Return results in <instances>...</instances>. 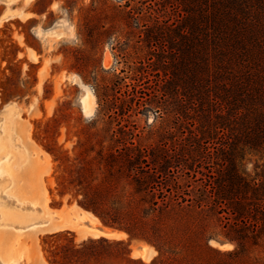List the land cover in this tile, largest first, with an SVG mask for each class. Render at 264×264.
Wrapping results in <instances>:
<instances>
[{
    "label": "rangeland",
    "instance_id": "obj_1",
    "mask_svg": "<svg viewBox=\"0 0 264 264\" xmlns=\"http://www.w3.org/2000/svg\"><path fill=\"white\" fill-rule=\"evenodd\" d=\"M181 1L0 0V181L12 193L0 209V264H129L124 244L45 228L76 206L89 225L131 228L128 239L155 250L145 264H264V223L219 211L216 188L205 189L228 164V136L200 131L177 86ZM201 138L218 141L209 155ZM130 142L146 163L122 149ZM238 165L254 178L264 155L242 152ZM169 166L174 174L159 172Z\"/></svg>",
    "mask_w": 264,
    "mask_h": 264
},
{
    "label": "trees",
    "instance_id": "obj_2",
    "mask_svg": "<svg viewBox=\"0 0 264 264\" xmlns=\"http://www.w3.org/2000/svg\"><path fill=\"white\" fill-rule=\"evenodd\" d=\"M181 5L186 17L177 86L181 95L196 106L203 128L200 131L206 133L210 128L228 136L226 146L221 143L219 147L225 149L223 155L228 164L221 165L220 175L215 178L217 186L207 181L205 189L216 188L219 211L224 210L223 204L228 205L239 221L252 218L257 224L264 223V180L260 179L264 178V169L250 179L238 165L242 152L264 155V0H182ZM216 141L201 138L198 145L209 155L211 145L218 144ZM122 149L139 154L142 164L150 158L146 149L133 142ZM174 159L175 170L187 171L188 164L182 162L185 159ZM171 168L159 172L174 174ZM104 224L128 234L133 232L131 228ZM118 243L124 244V261L145 264L129 257L130 242Z\"/></svg>",
    "mask_w": 264,
    "mask_h": 264
},
{
    "label": "crops",
    "instance_id": "obj_3",
    "mask_svg": "<svg viewBox=\"0 0 264 264\" xmlns=\"http://www.w3.org/2000/svg\"><path fill=\"white\" fill-rule=\"evenodd\" d=\"M80 210L85 211L79 206ZM78 209V210H79ZM74 209L72 207V212H76L75 215H72L71 217L62 219L59 215L58 217L54 218H48L47 222L45 224V228H48L50 231L53 229L55 230H64V229H70L72 226H77L81 229V231L84 234L85 237H93L95 236L96 239L99 240H107L109 242H124V240L127 238L128 235L119 229L113 228L111 226L105 225L104 223H97L95 225H89L85 222H82V215L79 213V211ZM126 242L133 243L130 244V252L129 257L134 261H142L144 263H150L155 259V250L153 247L142 241L137 240H130L128 239ZM108 264H116V263H108Z\"/></svg>",
    "mask_w": 264,
    "mask_h": 264
},
{
    "label": "bare ground",
    "instance_id": "obj_4",
    "mask_svg": "<svg viewBox=\"0 0 264 264\" xmlns=\"http://www.w3.org/2000/svg\"><path fill=\"white\" fill-rule=\"evenodd\" d=\"M108 61H109V58H108V55H106V58H105V63H108ZM76 78V77H75ZM81 105H82V109H83V111H84V113L85 114H87V115H91L92 113H93V111H94V109H95V96H94V94L89 90V89H85V91H84V93H83V95H82V97H81ZM4 135H3V133H2V131H0V154H4V152H6L5 150V141H4ZM18 144V143H17ZM7 148V147H6ZM12 148V147H11ZM5 156H6V154H4ZM4 156V157H5ZM18 156V155H17ZM2 157V159H3V156H1ZM1 157H0V159H1ZM6 158H8L7 156H6ZM5 158V159H6ZM5 159H3V160H5ZM3 183H2V181H0V209H4V208H9V204H8V197H10L11 195H12V193H9V192H6L5 194H2V189H3ZM4 190H5V188H4ZM6 190H7V188H6ZM8 191V190H7ZM9 205V206H8ZM14 206V205H13ZM7 211V210H6ZM4 212V211H3ZM3 212H2V214H3ZM6 213V212H5ZM8 213H9V210H8ZM11 213V212H10ZM21 213V212H20ZM7 214V213H6ZM12 215V214H11ZM19 215V214H18ZM8 216V215H7ZM6 216V217H7ZM5 217V218H6ZM9 217V216H8ZM2 218V217H1ZM9 218H11V217H9ZM6 220H8L7 218H6ZM6 220H4V218H2V220H1V222H5L6 223ZM42 223V222H41ZM8 224V223H7ZM18 224V223H17ZM34 224H36V223H34ZM8 225H10V224H8ZM5 226V225H4ZM0 259H2V258H0ZM1 262V261H0ZM2 262H4V261H2Z\"/></svg>",
    "mask_w": 264,
    "mask_h": 264
}]
</instances>
